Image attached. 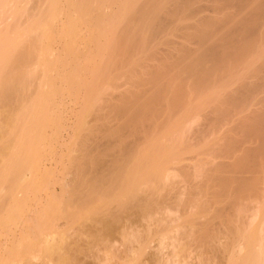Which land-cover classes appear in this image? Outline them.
<instances>
[{
  "label": "rangeland",
  "instance_id": "rangeland-1",
  "mask_svg": "<svg viewBox=\"0 0 264 264\" xmlns=\"http://www.w3.org/2000/svg\"><path fill=\"white\" fill-rule=\"evenodd\" d=\"M51 1L53 3L49 0H0V31H7V36L10 35L13 38L14 44L19 43L28 52L15 68L7 71L0 70V74H2L0 75L2 77L0 78V218L9 221V224L0 226V264L263 263L260 260L264 258V198H261L264 197V179L263 183L260 179L264 178V167L261 161L264 160V154L261 155L262 152L259 153V157L256 156L258 158L262 156L260 163L255 162V159H253L254 162L249 159L254 156L252 154L254 151L249 150L250 147H256L262 139L259 136L252 137L255 135L252 133L244 134L250 138V141L247 140L248 143H242L244 146L245 144L249 146L245 152L248 154L249 150V155L246 154L248 158L243 154L246 151H243L244 147L241 149L242 152L239 147L235 152L233 148L227 149L235 136L232 135L233 132L230 129L234 128L233 124L239 123L237 121L239 117L238 120H242L243 117L235 116L239 113L233 114L235 122L237 121L235 124L234 118L232 121L230 117L232 114L228 115V118L226 115L219 118L220 122L215 120L216 123L219 122L216 124L217 127L212 120L213 115L216 116L212 112L214 109L217 112V109L213 105L215 102L208 99L214 92V95L218 96L220 92L218 90V93L217 89H223V87L216 86L215 82L217 75H222L223 72L221 71V74L216 72V76L215 72H210V79L207 80L213 86L211 88H205L206 85L204 88L202 86L200 91L196 89L197 92L192 88L195 76H187V80L182 82L181 94L180 89L178 90L181 98L188 97V99L185 97L187 101H182L184 102L182 106L169 117L166 114L168 113L166 111L167 102L158 104V107L157 103L153 104L156 106L155 109L159 110V117H162L157 116L158 118H156L159 119L155 121L157 124L152 123L154 127L150 124L152 127L149 129L147 128L148 124L145 123L147 120H144L141 128L134 129L143 132L147 128V133H138L142 136L135 134L132 129L134 127L133 115L130 112L129 118L126 119L120 109L126 103V96H130L138 90L139 85L136 80H138L141 71L129 67L133 63L129 62L130 59L132 61L137 59L130 57L127 61L120 57L118 63L111 70L97 71L104 56L101 51L107 48L111 36L114 35L117 28L113 22L114 18L110 15L113 14L112 11L117 10L114 6L116 0H102V4L109 5L106 12L104 10L93 11L84 5L86 0H60L61 3L57 0V2L59 1L58 5L54 4L55 0ZM47 2L52 3L53 7L56 5L55 9L59 8L54 10L52 4L50 6L49 3L48 6ZM197 2L201 7H204L202 15H212L214 18L225 17L238 10L236 6H230L219 11L218 0H199ZM69 6L72 8L69 9ZM216 6L218 12L214 13ZM52 8L56 13L61 10L58 15L56 14V18L55 15H51L54 12L51 10ZM91 15L96 18L94 21H79ZM69 17L75 18L77 21L70 24ZM73 24H75L74 27ZM153 25L156 26L155 23ZM198 26L202 27L201 21L198 22ZM167 32L158 33L159 37L157 35L154 37L157 36L158 39L164 36L162 39L178 40L181 34L177 30L172 32L170 30L169 34ZM220 33L217 37L218 41H226L227 38V42L223 41L225 44L228 43V46L225 47L230 46L228 49L237 52L238 42H233ZM144 36L145 40H150L152 43V35L147 37L144 32L142 40H144ZM219 36L223 38H219ZM228 40L230 41L228 42ZM260 40L261 43L257 45L258 49L252 56L254 59L251 57L254 63L256 60H259L256 63L264 61V41ZM131 41L130 35L124 39L125 44ZM33 46H35L34 51ZM39 46H41L40 50ZM165 48L166 46H164ZM249 65L251 66V64ZM249 65L246 66L248 67L246 69L240 68L246 74L241 71L237 73L235 70L231 77L230 75L226 77V81L233 82L234 80L232 85H229L232 88H229L231 91L245 78L246 80L250 78L252 81L254 77L251 78V76L255 71H252V67ZM208 72L204 70L203 74H209ZM186 75L184 73L182 77L184 78ZM228 77L232 79L229 80ZM9 81H15V93H17L14 94V98L12 97V101L11 98L8 100L6 96H2L1 92L2 85ZM233 84L236 86L232 87ZM224 89L227 90L226 87ZM213 90L214 92H212ZM226 90L220 91L224 94V92H228ZM234 90L236 91V89ZM254 92L250 93L252 98L260 99L264 95V88H260L257 93ZM190 93H193L194 97ZM189 95L192 97L189 98ZM215 96H211V98ZM215 99L217 97L214 98V101ZM256 101L253 100L251 103L257 104ZM216 104L217 107H222L218 106V103ZM251 106L249 105V108ZM133 107L135 110L138 109L135 105ZM253 108L255 111H253L254 109L251 110L252 112L249 110L252 114L263 113L264 102ZM252 114L249 113L250 116ZM126 115L128 117L127 112ZM249 115L247 114V116ZM149 116L151 117V115ZM154 118H151V122H154ZM211 120L213 122H210ZM178 124L182 125L179 131L181 137L179 135V138H175L176 140L172 138L173 142L168 139L172 134L166 133L164 136L161 133L162 127L165 126L164 129H169L170 125L178 126ZM261 124L264 128L263 123ZM144 125L147 126H145V130L143 129ZM210 125L216 130L214 132L220 131L218 133L211 132L213 128ZM208 127H211V130H208ZM203 130L205 133L202 132ZM200 131L204 133V137ZM251 134L252 136H250ZM175 135L177 134L173 136L176 137ZM126 136L132 141V145H128L131 150L126 146L128 142L130 143ZM251 137L255 141L251 140ZM167 145L172 146V149L174 147L173 152L176 151L171 155L174 159L171 158L170 161H166L167 156L164 151H161L163 148L160 147L163 146L166 149ZM125 147L129 150H126L127 153L124 151ZM155 147H160V149L155 150ZM150 155H155L154 159ZM242 156L245 160H250L249 163H254L251 164L252 168L253 165L259 163L258 166H260V170L263 169L261 171L263 174L258 173L260 171L257 172L258 174L253 171L254 169L258 170V167L251 169L249 163H240ZM123 157L128 161L127 159L124 161ZM214 158L216 161L213 160ZM236 160L238 163L235 162ZM234 162L236 165L238 164L240 170L239 168L236 170L237 166L234 169ZM225 165L228 166V171ZM242 165L249 166L250 170L248 171L246 169L249 168H246L247 173H244L243 170V174H245L241 178L243 180H238L242 177L240 172ZM224 169H226V173H223ZM229 170H233V174ZM237 171L241 176L236 173ZM235 173L239 175V177L237 176L238 183L235 178H232ZM203 174L205 176H202ZM259 174H261V178L258 177ZM212 175H216L214 177L219 175L217 178L220 179L224 175L230 179L223 178L224 181L227 180V183L226 186H222V183L224 184L222 182L220 186L223 188H220L218 184L223 180L209 181L212 180ZM252 179L255 184L260 183L257 184L260 190L254 183H250ZM40 181L43 186L38 185ZM233 181L235 182L233 183ZM240 181L242 182L240 183ZM203 182H206V187ZM228 183H231L232 186L230 184L228 186ZM246 183L251 184L252 192L248 193L251 186H246ZM48 184L49 188L46 186ZM233 184H239V186L234 185L237 190L236 188L232 189ZM225 187L226 189H224ZM238 187L245 188L243 189L245 195ZM246 187L249 189L247 190ZM46 188L47 192H45ZM63 188L71 190L67 189V192ZM255 189L258 191L256 192ZM54 192L55 195H53ZM236 192L244 197L237 196ZM257 197L259 199H256ZM225 209L226 211H224ZM110 228L112 229L110 230ZM223 233L225 234L223 235ZM198 235H202V238ZM200 238L203 239L201 241L204 244L197 241ZM205 242L208 244L207 246ZM49 244L50 249H48ZM210 248L211 250H209ZM261 250L262 252L259 253L258 251ZM260 255L262 256L260 257ZM32 257L33 259H31Z\"/></svg>",
  "mask_w": 264,
  "mask_h": 264
},
{
  "label": "bare ground",
  "instance_id": "bare-ground-1",
  "mask_svg": "<svg viewBox=\"0 0 264 264\" xmlns=\"http://www.w3.org/2000/svg\"><path fill=\"white\" fill-rule=\"evenodd\" d=\"M20 1V0H19ZM22 1V0H21ZM50 2H52L51 0H49ZM60 1V0H59ZM59 1L57 2V0H55L54 4L58 5ZM199 0H116V8L117 10L114 12L112 11L113 14H110L112 15L111 17L114 18L115 21H113L115 24H116V30L114 32V35L111 36V39L109 41V45L107 46V48L105 49H102V53L104 54L103 56V60H102V63H101V66L99 65V68H97V71L98 72H107L108 70H111L113 67H115V65L118 63V61L120 60V57H122V59H125L127 61H129V58L130 57H133V58H136L137 60L136 61H132L130 59L129 62H133L129 65V67H132V69H136V70H140L141 73H140V76L138 78V80H136V83H138L139 87H138V90L133 93L132 95L130 96H126L125 98V105L126 107L123 106V108L120 109L121 111V114H125V118H129V114L131 112V115H133L132 117V123L134 124V127L132 128L135 132V134H138V133H143L145 132V134L147 133L146 130L149 129V127H152L154 123V125H156L157 123H155V121H158L159 119H157L160 115L159 113V110L158 108L155 109V105L153 106V104L157 103V107L159 106L158 104H161V103H164L167 102L168 105H167V112L166 114H168L167 116H172L173 112H175L179 107L182 106V104L184 102H186L187 100H185V97L187 96H184V98L182 99L180 94H181V85H182V82L187 80L188 77L194 75V79L193 80V86L192 88L193 89H199V91L201 90L202 86L203 88H211L213 86L212 83H209L207 79H210L209 75L211 74L210 72H215L214 75L216 74H221V71L223 72L222 75H217V79H216V86H219L220 88L223 87V89H217V92L219 90V94L218 96H215L214 95V90L212 92L213 95H210L209 97V101L211 102H215V105L216 106V109H217V112H215L213 110V114H216L213 115V118L212 120H214V123L215 125L217 123L220 122V119L219 118H222V117H225L227 115V118H228V115L230 116V114H232L230 117L232 118V121H233V118H234V123L236 124L237 121L239 123H237V125H232V127H234L233 129H230L233 133L232 135L234 136V140L232 139L231 140V145L229 144L227 147L228 148H233L234 152L235 150H237V147L246 151H244L243 154H245V152H247V149H249V146H247L245 144V146L242 144L243 142H247V140L250 141V138L248 136L247 138V135H244V134H247V133H252L254 136H252V134L250 136L252 137H255L257 138L256 136H259L260 139H262L260 141V144H258L256 147H250L249 150H252L254 152H252V154L254 155L253 158H249V159H252L251 161H253V159H255V162H259L260 163V160H261V157L258 158L260 156L259 153H262L261 155L264 154V128L262 127V124L263 123V126H264V112H255V113H251L253 111H255V105L261 103V102H264V95L262 96V98L260 97V99L258 97H255L254 99L252 98V95H250L251 92H254V93H257V91H260V88H264V61H262V63L260 62H257L256 61H259V60H256L255 63L254 61H252L254 58L252 57L253 56V53L255 52V50L258 49V46L261 42L260 41H264V0H260L258 2H254L253 0H218L219 1V6L218 9L219 11L223 10V9H226L230 6H236L237 7V12L235 13H230L228 15H226L225 17H216L214 18L212 15H202V12L204 11V7L200 6L198 4ZM49 2V3H50ZM57 2V3H56ZM48 3V2H47ZM49 3H48V6H49ZM53 3V2H52ZM50 3V6L51 4ZM61 3V1H60ZM201 7H199L198 5ZM47 5V4H46ZM56 5H54L56 7ZM84 5L87 6V7H90L93 11H96V10H104L106 12L107 8L109 7V5L107 6L106 4H102V0H86V2H84ZM60 6V5H59ZM72 6V5H71ZM52 7H53V4H52ZM54 8V10H57V7L56 9ZM53 8L51 10H53ZM61 8V6H60ZM72 8L69 6V9ZM115 8V9H116ZM215 10H214V13H217L218 10L217 9V6L214 7ZM203 9V10H202ZM53 10V11H54ZM59 10V9H58ZM63 10V8H62ZM91 10V11H92ZM61 10H59L60 12ZM52 12V11H51ZM59 12L56 13V11H54L53 13H51V15H55V18H56V14L58 15ZM91 14V13H90ZM41 18V17H40ZM94 19H96L94 16H88V17H84L82 18L81 20L79 21H84V22H92L94 21ZM68 21L70 22V24L76 22L77 20H75V18H72V17H69L68 18ZM201 21L202 22V27L198 26V22ZM153 23H155L156 26L153 25ZM75 26V24H73V27ZM263 26V27H262ZM180 31H179V30ZM193 29V30H192ZM1 30V29H0ZM170 30L171 32L173 30H177L178 32H180L181 34L179 35L178 37V40H174V39H162V37L164 38V36H160L161 38H156L158 36V33H161V34H164L167 33L169 34L170 33ZM145 32V34L147 35V37H151L152 35V38H153V41L152 43L150 42V40H145V36H144V40H142V35L143 33ZM220 35L224 36V37H228V39L230 38L233 42H238L237 46H238V49L236 48L237 52L236 51H231L230 49H228L227 47H225L227 44H225L223 41L225 40H222V42L220 43L218 40V35L219 33ZM218 33V35H217ZM8 32L5 30L3 32L0 31V61H2L0 63V70L1 71H7L9 69H12V68H15L17 66V64L20 62V60L22 59L23 56L27 55V51H25L24 47L20 46L19 43H15L14 44V40L13 38H11V36H7ZM130 35L131 38H132V41L130 43H127L125 44L124 43V39L126 38V36ZM155 35H157L156 37H154ZM4 36V37H3ZM159 37V36H158ZM156 38V39H155ZM219 38H223V37H220ZM10 39V40H9ZM155 39V40H154ZM225 39V38H224ZM148 41V42H146ZM155 41V42H154ZM230 40H228L229 42ZM227 42V38H226V41ZM33 43V42H32ZM263 43V42H262ZM152 44V45H151ZM230 44V43H229ZM34 45V44H33ZM154 45V46H153ZM157 45V47H156ZM37 46V45H36ZM163 48H162V47ZM164 46H166V48L164 49ZM228 46V45H227ZM236 46V47H237ZM35 46H33V51H34V48ZM155 47V48H154ZM38 49L40 50L41 49V46L38 47ZM228 49V50H227ZM234 50V49H233ZM164 51V52H163ZM231 51V52H230ZM12 52H15V53H12ZM163 52V53H162ZM30 54H32V52H30ZM116 54V56H115ZM160 54V56H159ZM161 54H164V55H161ZM251 57L253 58L251 60ZM150 58V59H149ZM149 59V61H148ZM155 61H154V60ZM153 60V62H152ZM151 61V62H150ZM252 61V62H251ZM251 64V66L249 65ZM249 67H252V71L254 70V75L251 76L254 77L253 79H256V80H253L251 81V79L249 80H246V78L244 80H241L237 85L236 88H233V91H231L230 89L231 86L229 85H232V83L234 82H230V81H226V77L228 75H230V77L235 73V70L236 72L238 73V71H241L243 72L242 70H240V68H248L246 66ZM128 67V68H129ZM245 69H243L245 71ZM204 70L206 72H208L209 70V74L205 73L203 74ZM250 70V69H248ZM220 71V72H219ZM251 71V72H252ZM219 72V73H218ZM234 72V73H232ZM240 72V73H241ZM186 73L187 75L183 78L182 75ZM244 73V72H243ZM248 73V72H247ZM191 74V75H190ZM207 74V75H206ZM246 74V73H244ZM2 75V74H0ZM188 76V77H187ZM216 76V75H215ZM209 77V78H208ZM228 77V79H232ZM2 78V77H0ZM244 78V77H243ZM248 78V77H247ZM193 79V78H192ZM210 82H212V80H209ZM232 81V80H231ZM234 83V84H235ZM212 84V85H211ZM233 84L232 87H235ZM171 86V87H170ZM215 86V87H216ZM227 88L228 92L230 93H226L224 92V94H222V91L226 90L224 88ZM173 88V89H172ZM175 88V89H174ZM218 88V87H217ZM180 89V90H179ZM236 89V91L234 90ZM178 90L180 91V94L178 93ZM222 90V91H220ZM226 90V91H227ZM16 91V87H15V81H9L7 83H5L4 85H2V89H1V92H2V96H6V98L9 100V98H11V101L13 100L12 97L14 98V94H17L15 93ZM198 90H196L197 92ZM235 91V92H234ZM260 93V92H259ZM193 97V93H190ZM222 94V95H220ZM249 94V95H248ZM217 95V94H216ZM257 96V94H255ZM189 95V98L192 97ZM211 96H215L217 97V99H215L214 101V98H211ZM260 100V102L258 101V99ZM5 99V100H7ZM188 99V97L186 98ZM195 99V98H194ZM193 99V100H194ZM212 99V100H210ZM257 99V101H256ZM252 100V101H251ZM256 101L258 102L257 104L256 103H251ZM262 100V101H261ZM184 101V102H182ZM208 101V103H209ZM251 101V102H250ZM218 103L219 105L218 106H222V107H217V104ZM251 103V104H250ZM207 104V103H206ZM210 104V106H211ZM136 106L138 109L135 110V108L133 106ZM212 105V106H213ZM249 105H254L253 107L251 106L249 108ZM229 106H231L232 108H230ZM248 106V108H247ZM225 109H224V108ZM215 108V107H214ZM227 108V110H226ZM229 108V109H228ZM259 108V107H258ZM133 109V110H132ZM155 109V110H154ZM130 110V111H129ZM154 110V112H153ZM233 110H234V113H233ZM251 112H250V111ZM161 111V110H160ZM252 114V116L249 115V113ZM259 111V110H258ZM126 112L128 114V117L126 115ZM129 112V113H128ZM156 112V113H155ZM245 112V113H244ZM247 112V113H246ZM162 113V112H161ZM165 113V112H164ZM238 114V115H235V114ZM243 113V114H242ZM258 113V115H256ZM151 115V117L149 115ZM163 114V113H162ZM233 114L235 116H242L243 118H241L242 120H238L235 122V116H233ZM244 114H246V116H244ZM247 114L249 116H247ZM256 116H255V115ZM261 114V115H260ZM254 115V116H253ZM149 116V118H147ZM158 116V117H157ZM154 118V122L152 121L151 122V118ZM157 117V118H156ZM162 117V116H160ZM159 117V118H160ZM229 117V118H230ZM166 118V117H165ZM131 119V118H130ZM156 119V120H155ZM225 119V118H224ZM223 119V121H224ZM245 119L249 120V121H246ZM144 120L146 121V125L148 124V127L146 125L143 126V129L145 130V126L148 128H146L145 131L143 132H139L138 129L135 131L134 128H138V127H142V125L144 124ZM210 121V122H213V121ZM219 120V122L216 123V121ZM226 120V119H225ZM252 120V121H251ZM125 121V120H124ZM123 121V122H124ZM150 121V123H149ZM231 122V120H229ZM126 122V121H125ZM244 122V123H243ZM122 123V122H121ZM127 123H128V120H127ZM127 123H125L127 125ZM214 123H213V126H214ZM243 123V124H242ZM150 124H152V126H150ZM182 124V123H181ZM181 124H178V126H171L169 127V129H164L166 128L165 126L161 128V133L165 136L166 133H169V134H172L169 136V140H171L172 138H179V135L181 137V133H179L180 129L182 128V125ZM212 124V123H211ZM130 125V124H128ZM177 125V124H176ZM220 125V124H219ZM133 126V125H132ZM211 126V125H210ZM213 126H211L213 128ZM140 127V128H141ZM154 127V126H153ZM211 127H208L209 129L208 130H211L210 128ZM217 127V125H216ZM221 127V126H220ZM130 128V127H128ZM206 128V127H205ZM222 128V127H221ZM214 129V128H213ZM211 132H214L216 131L215 129ZM228 129V128H227ZM225 129V130H227ZM142 130V129H140ZM205 130V129H204ZM202 131L205 133V131ZM220 131V130H219ZM219 131L217 132H214V133H218ZM223 131V130H222ZM229 131V130H228ZM131 132V131H130ZM129 132V133H130ZM137 132V133H136ZM198 132V131H197ZM201 132V131H200ZM203 134V137H204V133ZM208 132V131H206ZM226 132V131H225ZM179 133V134H178ZM209 133V132H208ZM241 133V134H240ZM143 134V135H145ZM174 134H177L175 135L176 137H174L173 135ZM200 134V135H201ZM248 134V135H249ZM138 135H141V134H138ZM198 133H197V137H198ZM216 135V134H215ZM220 135V134H218ZM142 136V135H141ZM146 136V135H145ZM195 136V137H196ZM246 136V138H245ZM128 136H126L127 138ZM139 137V136H138ZM220 137V136H219ZM218 137V138H219ZM222 137V136H221ZM240 137V138H239ZM251 137V140H254V138ZM262 137V138H261ZM129 138V137H128ZM135 138V137H134ZM166 138V137H164ZM163 138V139H164ZM210 138V137H209ZM225 138V137H224ZM232 138V137H231ZM202 139V138H201ZM246 141H245V140ZM128 140V139H127ZM126 140V141H127ZM176 140V139H175ZM178 140V139H177ZM180 140V139H179ZM197 140V139H196ZM129 141H130V138H129ZM172 141V140H171ZM255 141V140H254ZM99 142V141H98ZM173 142V141H172ZM176 142V141H175ZM226 142V141H225ZM127 143V142H126ZM129 143V142H128ZM127 143V148L129 149L130 146L132 145V141H130V143L128 144ZM248 143V142H247ZM125 144V143H124ZM130 145V146H128ZM158 145V144H157ZM227 145V144H226ZM92 146V145H91ZM218 146V145H217ZM251 146V145H250ZM93 147V146H92ZM96 147V146H95ZM164 149L163 146H160ZM160 147H155L154 149L157 150L160 149ZM169 147V148H168ZM236 147V149H234ZM248 147V148H247ZM126 147H125V153H127L129 150H131V148L128 150ZM161 148V149H162ZM161 150V151H164L165 153V156H167V159L166 161H170L171 158L174 159L173 156H171L172 154H175V152H173L174 150V147L172 149V146L170 147V145H167L166 146V149L164 150ZM213 149V148H212ZM31 150V149H29ZM126 150H128L126 152ZM154 150V151H155ZM219 150V149H218ZM249 150H248V154L249 155ZM160 151V150H159ZM160 153H163L161 152ZM220 151V150H219ZM226 151V150H224ZM229 151V150H227ZM239 151V150H238ZM237 151V152H238ZM30 152V151H28ZM153 152V151H152ZM236 152V153H237ZM242 152V150H241ZM1 153V152H0ZM158 153V152H157ZM156 153V154H157ZM163 153V154H164ZM251 153V152H250ZM151 154V153H150ZM153 154V153H152ZM168 154V155H166ZM245 154V157H247ZM258 154V155H257ZM125 155V154H124ZM159 155V154H158ZM251 155V154H250ZM175 156V155H174ZM258 156V157H256ZM127 157V156H126ZM150 157H155L154 156H151ZM157 157V155H156ZM120 158V156H119ZM128 158V157H127ZM127 158H124L123 157V160L125 161V159ZM166 158V157H165ZM228 157H226L227 159ZM248 158V157H247ZM246 158V159H247ZM129 159V158H128ZM127 159V161H128ZM154 159V158H153ZM233 159V158H232ZM259 161H256L258 160ZM120 160V159H119ZM122 160V159H121ZM130 160V159H129ZM214 161L215 158L213 159ZM228 160V159H227ZM231 160V159H230ZM237 160H239V158H237ZM237 160L235 162H237ZM242 161H239L240 163L242 164H247L250 162V160H245L244 156H242ZM244 160V161H243ZM229 161V160H228ZM228 161H227V164H228ZM262 162V166L264 167V160H261ZM118 162V160H117ZM121 162V161H119ZM175 162V161H174ZM234 162V169L236 168L235 166H237ZM245 162V163H244ZM254 162V161H253ZM253 162L249 163L248 165L251 167L252 165L251 164H254ZM114 163V162H113ZM123 163V161H122ZM127 163V162H125ZM165 163V161H164ZM207 163V162H206ZM238 163V162H237ZM258 163V164H259ZM117 164V163H116ZM120 164V163H119ZM129 164V162H128ZM127 164V165H128ZM212 164V163H211ZM257 164V163H256ZM253 165L254 167L253 168H259L258 170L254 169L253 171L255 173H262L261 171L263 170H260V166L257 165ZM27 165V164H26ZM124 165V163H123ZM221 165V164H220ZM229 165H231V163H229ZM29 166V165H28ZM86 166V164H85ZM219 166V165H218ZM217 166V167H218ZM245 166V167H244ZM242 165L241 166V173H242V177L238 178V180H243L241 178L244 177L245 174H243V170H244V173H247L246 170H250L249 166L247 165ZM247 166V167H246ZM256 166V167H255ZM261 166V167H262ZM115 167V166H114ZM217 167H215V169L217 170ZM221 167V166H220ZM226 167V165H225ZM228 167V166H227ZM226 167V169H227ZM127 168V167H125ZM204 168V167H203ZM224 168V167H223ZM239 166H237L236 170H238ZM244 168V169H243ZM246 168H249V169H246ZM251 167V169H253ZM172 169V167H171ZM212 169V168H210ZM226 169H224V172L223 173H226L228 171H225ZM246 169V170H245ZM215 170V171H216ZM219 170H221V168H219ZM235 170V171H236ZM240 170V168H239ZM126 171V170H125ZM189 171V170H188ZM211 171V170H210ZM214 171V172H215ZM218 171V170H217ZM230 171V170H229ZM233 171V170H232ZM230 171V172H232ZM234 171V172H235ZM102 172V171H101ZM166 172V171H165ZM219 172V171H218ZM217 172V173H218ZM229 172V174H230ZM240 172H236L238 173L240 176ZM252 172V171H251ZM253 172V173H254ZM175 173V172H173ZM205 173V172H204ZM216 173V172H215ZM235 173V176L232 178L234 179L235 178V181L237 180V176L239 177L238 174ZM250 173V172H248ZM254 173V174H255ZM257 173V174H258ZM264 173V171H263ZM262 173V174H263ZM157 174V173H156ZM214 174V173H213ZM228 174V176H230ZM233 174V172H232ZM107 175V174H106ZM160 175V174H159ZM209 175V174H208ZM217 175V174H216ZM214 175V176H216ZM222 175V174H220ZM261 174L258 175V177H260ZM202 176H205L204 174ZM212 175V180H209V181H214L215 179V182H219V180L221 181V179L223 181H221L218 186L220 188H223L221 187V183L224 182V184L222 183V186H224L227 182L224 181L223 178H227V179H230V177L228 176H224L220 179V178H217V177H214ZM249 176V175H248ZM102 177V176H101ZM106 178V176H103ZM108 177V176H107ZM162 177V175H161ZM209 177V176H208ZM257 177V178H258ZM262 177V176H261ZM260 177V178H261ZM264 177V176H263ZM203 178V177H202ZM248 178V177H247ZM250 178V177H249ZM256 178V180H257ZM195 179V178H194ZM245 179H246V176H245ZM264 178H261L260 181L262 182ZM44 180V179H43ZM100 180V179H99ZM105 180V179H104ZM108 180V179H107ZM238 180L236 181L238 183ZM249 180V179H248ZM248 180H245L246 182H248ZM255 180V179H254ZM193 181V180H192ZM233 181V183L235 182ZM250 181V180H249ZM69 182V181H67ZM102 182V180H101ZM100 182V183H101ZM107 182V181H106ZM229 182V181H228ZM231 182V181H230ZM242 181H240L241 183ZM244 182V181H243ZM73 183V182H72ZM204 183V182H203ZM206 183V182H205ZM204 183V185H205ZM214 183V182H213ZM232 183V182H231ZM231 183H228V186L229 184L232 186ZM250 183H254V185L258 186L257 184H260V183H257L255 184V182L252 181ZM263 183V182H262ZM51 184V183H49ZM46 185L47 187L50 185ZM66 184V183H65ZM71 184V183H70ZM199 184V183H198ZM212 184V183H211ZM215 184V183H214ZM243 184V183H242ZM39 186L42 185L41 181L39 182L38 184ZM37 185V186H38ZM69 185V184H67ZM66 185V186H67ZM74 185V183L72 184ZM201 185V184H200ZM234 185L233 184V188L232 189H235L237 190V187L234 188ZM237 185V184H236ZM235 185V186H236ZM251 186V184H247L246 183V186ZM253 185V184H252ZM253 185L254 188H256L255 186ZM43 186V185H42ZM71 187V185H69ZM68 186V187H69ZM101 186V185H100ZM213 186V185H212ZM226 186V185H225ZM230 186V187H231ZM239 186V184L237 185ZM240 186H243L240 184ZM48 187V188H49ZM202 187V186H201ZM200 187V188H201ZM206 187V185H205ZM263 187V186H261ZM40 188V187H39ZM192 188V187H191ZM228 188V187H227ZM239 188V187H238ZM247 190L249 189L248 187H246ZM259 189V186L257 187ZM64 189V188H63ZM69 189L71 190L70 188H66L64 189L65 191ZM196 189H197V186H196ZM203 189V188H202ZM210 189V188H209ZM226 189V187L224 188ZM241 190V193L244 194V191L243 189H245L244 187L243 188H239V190ZM252 189V186L250 187V189L248 190V193H250L249 191H251ZM262 189V188H261ZM47 188L45 189V192ZM193 190V189H192ZM200 190V189H199ZM253 190V189H252ZM260 190V189H259ZM194 191V190H193ZM204 191V190H202ZM201 191V192H202ZM218 191V190H217ZM255 191L257 192L258 190L255 189ZM68 192V190H67ZM198 192V191H197ZM219 192V191H218ZM228 192V191H227ZM232 192V191H230ZM235 192V191H234ZM252 192V191H251ZM263 192V191H262ZM41 193V192H40ZM51 193V192H50ZM57 193V192H56ZM95 193V192H94ZM196 193V191H195ZM199 193V192H198ZM233 193V192H232ZM260 193V192H258ZM38 194V193H37ZM47 194V193H46ZM207 194V193H206ZM221 194V193H220ZM234 194V193H233ZM237 194V192H236ZM51 195V194H50ZM55 195V192L54 194ZM52 195V196H53ZM194 195V194H193ZM200 195V194H199ZM216 195V194H215ZM228 195V194H227ZM240 193L237 194V196H239ZM245 195V194H244ZM250 195V194H249ZM195 196V195H194ZM235 196V195H234ZM242 197H244L243 195H240ZM48 197V196H47ZM224 197V196H223ZM249 197V196H248ZM252 197V195H251ZM260 197V196H259ZM239 199V197H237ZM261 198H264V197H261ZM191 199V198H190ZM196 199V198H195ZM233 199H235L233 197ZM237 199V200H238ZM256 199H259L258 197ZM252 200V199H251ZM192 201V200H191ZM240 201V199H239ZM260 201V200H259ZM215 202V201H213ZM233 202H236V201H233ZM181 203V202H180ZM227 203V202H226ZM258 203V202H257ZM178 205V204H177ZM220 205V204H219ZM233 205V204H232ZM237 205V204H236ZM239 205V204H238ZM237 205V206H238ZM249 205V204H248ZM221 206V205H220ZM228 206V205H227ZM247 207V206H246ZM219 208V207H218ZM230 208V207H229ZM236 208V206H235ZM234 208V209H235ZM238 208V207H237ZM255 209V207H253ZM258 208V207H257ZM260 208V207H259ZM221 209V208H219ZM249 209V208H248ZM252 209V208H251ZM244 210V209H243ZM253 210V209H252ZM223 211V210H222ZM226 211V209L224 210ZM228 211V210H227ZM256 211V209H255ZM260 211V210H259ZM237 212V210H236ZM223 213V212H222ZM257 213V212H255ZM259 213V212H258ZM230 214V213H229ZM236 214V213H235ZM238 214V213H237ZM221 215V214H219ZM218 215V216H219ZM226 215H227V212H226ZM246 215V213H245ZM225 216V215H224ZM236 216V215H235ZM243 216V215H241ZM221 217V216H220ZM223 217V216H222ZM199 219H201L199 217ZM211 219V218H210ZM218 219V218H216ZM223 219V218H222ZM234 219V218H232ZM247 219V218H246ZM204 220V219H203ZM213 220V219H212ZM243 220V219H242ZM238 221V220H237ZM245 221V220H243ZM241 221V222H243ZM247 221V220H246ZM203 222V221H202ZM212 222V221H211ZM217 222V221H216ZM6 223V224H5ZM7 223L9 224V221L8 220H4L3 218H0V226H5L7 225ZM186 223V222H185ZM200 223V222H199ZM208 223V222H207ZM210 223V222H209ZM234 223V222H232ZM247 223V222H245ZM227 224V223H226ZM206 225V223H205ZM204 225V226H205ZM179 226V225H178ZM190 226V225H189ZM207 226V225H206ZM213 226V225H212ZM226 226V225H225ZM199 227V226H198ZM245 227V226H244ZM106 228V227H105ZM188 228V226H187ZM201 228H202V224H201ZM240 228V227H239ZM112 228H110L111 230ZM200 229V228H199ZM235 229V228H234ZM198 230V229H197ZM244 230V229H243ZM178 231V230H177ZM184 231V230H183ZM234 231V230H233ZM263 231V230H262ZM247 232V231H246ZM106 233V232H105ZM195 233V231H194ZM211 233V232H210ZM230 233V232H229ZM190 234V233H189ZM200 234V233H199ZM225 233H223L224 235ZM49 235V233H48ZM193 235V234H192ZM213 235V234H212ZM211 235V236H212ZM218 235V234H216ZM241 235V234H240ZM42 236V234H41ZM47 236V235H46ZM190 236V235H189ZM195 236V235H194ZM198 236H202V235H198ZM228 236V235H227ZM205 237V236H204ZM203 237V239H204ZM259 237V236H258ZM194 238V237H193ZM199 238V237H198ZM202 238V237H201ZM199 239L197 241H200V242H203L201 240L203 239ZM211 238V237H210ZM214 238V237H213ZM247 238V236H246ZM43 239V238H42ZM47 239V238H46ZM212 239V238H211ZM210 239V240H211ZM248 239V238H247ZM207 240V239H205ZM210 240H209V243H210ZM213 240V239H212ZM216 240H218L216 238ZM214 240V241H216ZM219 240H220V237H219ZM218 240V241H219ZM225 240V239H224ZM44 241V239L42 240ZM191 241H193L191 239ZM190 241V242H191ZM264 241V240H263ZM262 241V242H263ZM14 242V241H13ZM46 242V241H45ZM49 242V241H48ZM47 242V244H48ZM207 242V241H206ZM205 242V244H206ZM213 242V241H212ZM211 242V244H212ZM221 242V241H220ZM232 242V240H231ZM235 242V241H234ZM216 243V242H214ZM222 243V242H221ZM220 243V244H221ZM258 243V242H257ZM264 243V242H263ZM192 244V243H191ZM197 244V243H196ZM204 244V242H203ZM234 244V243H233ZM239 244V243H238ZM6 245V244H5ZM202 245V243H201ZM208 244H206L207 246ZM210 245V244H209ZM231 245V243H230ZM27 246V245H26ZM47 246V245H46ZM190 246V245H189ZM194 246V244H193ZM203 246V245H202ZM201 246V247H202ZM213 246V245H212ZM211 246V247H212ZM215 246V245H214ZM213 246V247H214ZM217 246V245H216ZM236 246V245H235ZM5 247V246H4ZM212 247V248H213ZM240 247H242V245H240ZM204 248V247H203ZM209 248V246H208ZM217 248V247H216ZM237 248V247H236ZM50 249V244H49V248ZM207 249V247H206ZM215 249V248H214ZM263 249V248H262ZM51 250H52V247H51ZM211 250V248L209 249ZM225 250V249H224ZM229 250V249H228ZM227 250V252H228ZM244 250V249H243ZM241 250V251H243ZM50 251V250H49ZM207 251V250H206ZM255 251V250H254ZM264 251V250H263ZM203 252V251H202ZM235 252V251H234ZM259 253L262 252L261 251H258ZM29 253V252H28ZM175 253V252H174ZM205 253V252H204ZM212 253V252H211ZM32 254V253H31ZM37 254V253H36ZM209 254V253H208ZM251 254V253H250ZM264 254V253H263ZM262 254V255H263ZM39 255V254H38ZM260 255V257L262 256ZM30 256V255H29ZM28 256V257H29ZM35 256V255H34ZM191 256V255H190ZM211 256V255H210ZM246 256V255H245ZM186 257V256H185ZM230 257V256H229ZM250 257V256H249ZM259 257V258H260ZM165 258V257H164ZM207 258V257H206ZM205 258V259H206ZM247 258H248V255H247ZM246 258V259H247ZM263 258V257H262ZM33 259V257L31 258ZM172 259V258H170ZM235 259V258H234ZM240 259V258H239ZM30 260V259H29ZM161 260V259H160ZM167 260V259H166ZM165 260V261H166ZM199 260V259H198ZM203 260V259H202ZM244 260V259H243ZM242 260V261H243ZM252 260V259H251ZM171 261V260H170ZM204 261V260H203ZM241 261V262H242ZM246 261V260H244ZM260 261H263V263L261 264H264V258L263 260L261 259ZM29 262V261H28ZM167 262V261H166ZM239 262V261H238ZM248 262V261H247ZM203 263V262H202ZM243 263V262H242ZM259 263V262H258ZM257 263V264H258ZM201 264V263H199ZM206 264V263H205ZM209 264V263H207Z\"/></svg>",
  "mask_w": 264,
  "mask_h": 264
}]
</instances>
